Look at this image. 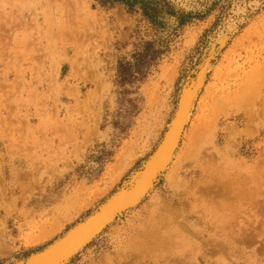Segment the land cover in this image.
<instances>
[{"label":"rangeland","instance_id":"374dc122","mask_svg":"<svg viewBox=\"0 0 264 264\" xmlns=\"http://www.w3.org/2000/svg\"><path fill=\"white\" fill-rule=\"evenodd\" d=\"M158 2L152 24L98 0H0V264L129 184L212 45L171 159L60 264H264V0Z\"/></svg>","mask_w":264,"mask_h":264},{"label":"bare ground","instance_id":"6f19581e","mask_svg":"<svg viewBox=\"0 0 264 264\" xmlns=\"http://www.w3.org/2000/svg\"><path fill=\"white\" fill-rule=\"evenodd\" d=\"M232 23L233 21L229 23V26L224 25L228 27H225L226 32L228 31L227 29H232ZM225 35L220 33L214 41L221 46L226 41L227 37ZM213 51L214 47L212 45L207 57L199 64L196 77L189 79L190 85L188 87H182L177 109L169 129L154 154L144 164V168L133 174L129 184L113 193L99 209L78 222L74 227H71L66 234L48 245L44 250L29 256L25 264H60L63 261H67L95 237L106 224L111 222L116 213L134 205L144 196L146 191L152 186L151 184H153L156 174L160 173V169L165 167L172 157V152L178 143L177 139L181 128L188 119L189 112L194 104L197 89L202 83L205 72L210 67V57L213 55ZM190 128H192V125ZM19 264H24V262Z\"/></svg>","mask_w":264,"mask_h":264},{"label":"trees","instance_id":"16d2710c","mask_svg":"<svg viewBox=\"0 0 264 264\" xmlns=\"http://www.w3.org/2000/svg\"><path fill=\"white\" fill-rule=\"evenodd\" d=\"M101 5L122 4L128 12L140 11L152 24H155L160 12L158 0H98ZM182 19H180V22ZM148 45V44H147Z\"/></svg>","mask_w":264,"mask_h":264}]
</instances>
